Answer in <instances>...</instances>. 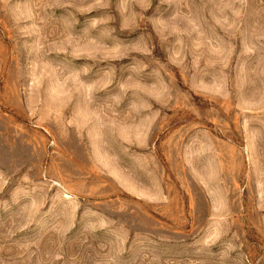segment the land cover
I'll use <instances>...</instances> for the list:
<instances>
[{
    "label": "rangeland",
    "instance_id": "1",
    "mask_svg": "<svg viewBox=\"0 0 264 264\" xmlns=\"http://www.w3.org/2000/svg\"><path fill=\"white\" fill-rule=\"evenodd\" d=\"M0 264H264V0H0Z\"/></svg>",
    "mask_w": 264,
    "mask_h": 264
}]
</instances>
